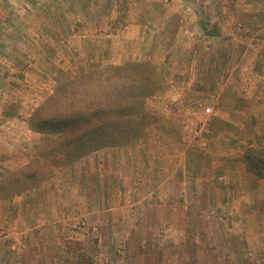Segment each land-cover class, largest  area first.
I'll return each mask as SVG.
<instances>
[{
    "label": "rangeland",
    "instance_id": "1",
    "mask_svg": "<svg viewBox=\"0 0 264 264\" xmlns=\"http://www.w3.org/2000/svg\"><path fill=\"white\" fill-rule=\"evenodd\" d=\"M128 4L146 11L149 29L151 19L172 13L166 35H174L175 23L191 32L195 39L191 51L183 49L181 56L176 52L173 59L182 60L175 66L177 72L188 67L193 77L204 71L210 74L205 89L192 85L200 95L207 94L197 96L194 107L220 100L216 98L222 85L220 77L229 72V60H264V0H113L118 11L114 27L122 28ZM93 10L95 17L90 15L89 0H0V264H264V226L260 224L232 226L229 232L224 227L226 233L223 226L208 225L204 232L198 217L204 212H196L191 219L195 221L186 227L103 222L101 210L124 196L120 193L122 178L129 173L135 186L145 153L154 150V145L140 140L158 136L153 125L163 118L159 109L182 100L165 94L168 83L162 76L164 71L151 60H128L149 62L158 86L151 95L140 98L145 117L134 133L80 155L83 149L51 150L57 134L30 127L31 116L40 108L47 114L61 107L116 109L128 94L139 92L127 79L116 84L115 77L99 73L113 66L110 64L72 71V60H82V56L76 57L72 46H66L65 37L57 40L56 34L64 27L66 36L72 19L78 25L76 31L83 32L84 21L102 17ZM61 13H74L75 17L64 16V20ZM190 24L193 29L189 31ZM256 67L264 73V62ZM52 96L57 98L50 101ZM202 117L194 114V122ZM253 122L251 118L250 124ZM92 155L96 165L106 164L112 171L107 175L114 177L112 185L101 182L89 192L87 176L93 164L83 161ZM31 168L36 176L24 180L21 172ZM145 185L147 190L151 188L149 183ZM75 199L81 201L79 217ZM92 199L97 205L94 220L85 211ZM135 199L131 194L130 200ZM238 231L241 234L236 236ZM245 233L255 239L248 241Z\"/></svg>",
    "mask_w": 264,
    "mask_h": 264
},
{
    "label": "crops",
    "instance_id": "2",
    "mask_svg": "<svg viewBox=\"0 0 264 264\" xmlns=\"http://www.w3.org/2000/svg\"><path fill=\"white\" fill-rule=\"evenodd\" d=\"M112 1L89 0L90 15L94 16L93 9H96V16L102 17L84 21L86 27L83 32L76 31L78 25L73 19L66 27V36L64 27L62 31L59 27L58 35L55 32L57 40L65 37L66 46H72L76 57L82 56V60H72V71L95 65H120L128 60H151L159 70L164 71L162 76L168 83L165 94L168 93L170 98L182 99L184 103L178 101L159 109V113L164 114L161 116L163 118L153 125L158 136L140 140L145 145H154V150L145 153L135 186L128 177V171L127 178H122L123 189L120 193L124 196L101 210L103 212L100 213H104L103 222L186 227L195 221L191 219L197 213L204 212L198 215L204 232L208 225L223 226L224 233L231 231L232 226H264V177L249 172L243 163V155L248 147L264 146V91L261 89L264 73H259L256 67L264 60H229V72H223L220 77L222 85L216 96L220 100L217 104L194 107V99L207 94L200 95L196 89L192 90V85L199 84L205 89L209 85L210 74L204 71L195 75L194 79L189 74L190 68L187 71L188 67L184 71H175V66H179L182 60L173 59L176 52L181 56L183 49L191 51L195 44L191 32L181 28L180 23H175L174 31H177L174 35H166L170 31L172 18L169 16L172 13H166L164 17L156 16L157 22L151 19L152 29H149L146 24L150 17L146 11L134 9L130 4L124 13L126 18L122 28L119 25L114 27L118 11L113 8ZM99 7L100 10H97ZM60 15L63 19L64 16L75 17L74 13ZM181 29L185 36L181 34ZM190 29H193L192 24ZM194 114H202L201 121L194 122ZM251 118L254 120L252 124ZM94 157L89 156L83 161L84 164L86 161L93 164L87 176L89 192L97 184L112 185L114 177L107 175L112 171L107 170L106 164L100 166L99 162V166L96 165ZM125 179L130 182L126 183ZM148 183L151 188L147 190L144 185ZM72 188L73 191L77 190L74 185ZM131 194L136 196L135 201L130 200ZM93 199L88 204V211L85 208L90 220H94L97 212ZM74 201H78L74 207L78 208L76 217H79L82 215L81 201ZM145 203H148L146 208ZM144 210L148 211L144 213ZM1 212L0 206V221ZM243 230L251 232L245 228ZM235 233L236 236L241 234L239 231ZM246 233L243 234L245 239H255Z\"/></svg>",
    "mask_w": 264,
    "mask_h": 264
},
{
    "label": "trees",
    "instance_id": "3",
    "mask_svg": "<svg viewBox=\"0 0 264 264\" xmlns=\"http://www.w3.org/2000/svg\"><path fill=\"white\" fill-rule=\"evenodd\" d=\"M151 66L149 62L127 61L123 65L108 66L99 72L115 77L113 80L116 81V84L117 81L124 83L127 79L133 90L139 91L137 94L133 92L128 94L125 102L123 100L119 103L116 109L113 107H61L57 108L53 114H47L43 113L40 108L31 116L29 125L33 130L44 134H57L51 150L57 148L59 150L62 147H68V151L72 150L71 147L83 149V152L78 153L80 155L87 153L88 150L98 149L113 142L116 138H123L131 132L134 133L138 125L142 123V118L145 117L140 98L151 95L158 87L154 82L155 77ZM56 98V96H52L50 101ZM135 98L139 99L134 106ZM136 104L137 108L139 105L141 109L138 110ZM134 126L135 128H133ZM138 136L140 134L133 137ZM243 163L246 170L258 177H264V148L248 147L243 155ZM32 168L34 169V167ZM32 168L21 172L24 180H32L36 176ZM35 183L36 180H34L33 185Z\"/></svg>",
    "mask_w": 264,
    "mask_h": 264
}]
</instances>
